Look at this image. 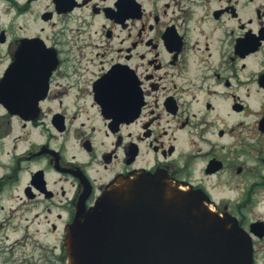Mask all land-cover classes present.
Here are the masks:
<instances>
[{"label": "flooded vegetation", "instance_id": "obj_1", "mask_svg": "<svg viewBox=\"0 0 264 264\" xmlns=\"http://www.w3.org/2000/svg\"><path fill=\"white\" fill-rule=\"evenodd\" d=\"M134 171L264 264V0H0V264H65L77 209Z\"/></svg>", "mask_w": 264, "mask_h": 264}, {"label": "water", "instance_id": "obj_2", "mask_svg": "<svg viewBox=\"0 0 264 264\" xmlns=\"http://www.w3.org/2000/svg\"><path fill=\"white\" fill-rule=\"evenodd\" d=\"M155 177L124 178L79 214L69 229L68 264H184L185 222L199 234L209 217L198 209V193Z\"/></svg>", "mask_w": 264, "mask_h": 264}]
</instances>
